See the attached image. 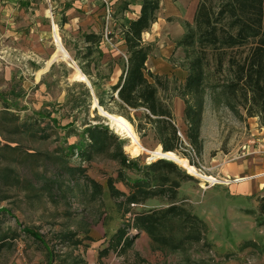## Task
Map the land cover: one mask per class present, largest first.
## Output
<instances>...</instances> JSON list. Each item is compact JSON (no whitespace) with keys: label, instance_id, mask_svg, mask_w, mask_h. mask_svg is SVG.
I'll list each match as a JSON object with an SVG mask.
<instances>
[{"label":"rangeland","instance_id":"374dc122","mask_svg":"<svg viewBox=\"0 0 264 264\" xmlns=\"http://www.w3.org/2000/svg\"><path fill=\"white\" fill-rule=\"evenodd\" d=\"M171 2L186 9L190 0ZM50 5V0H0V210H4L0 212V264H264V216L257 211V197L264 190L258 195L240 194L236 182L224 178L220 165L212 161L217 155L223 162L237 160L242 152L250 154L247 146L264 136L258 118L248 117L243 107L224 93V85L232 78L227 66L217 71L212 60L203 62L197 148L185 137V102L180 94L187 71L181 67L186 63L182 47H174L169 60L185 73L165 75L167 89L160 90V96L170 103L183 139V145L174 153L218 182L212 185L169 160L180 169L162 170L168 175L169 190L127 205L125 196L115 197L109 186L129 193V187L118 176L117 160L106 153L83 159L77 151L69 152V146L80 140L82 123L90 120L107 124L124 142L123 153L136 159L139 167L160 159H148L151 155L147 151L162 147L151 126L137 129L141 110H132L126 117L121 116L130 122L145 150L137 156L130 153L127 146L132 144L131 139L115 131L107 117L118 114L106 94L111 86L103 85L109 75L81 77L79 65L83 64L79 60L73 63L65 48L69 42L72 55L76 52L82 57V32L65 38L55 14L59 45L68 60H51L55 45ZM166 12L164 4L161 14ZM166 21L174 27L181 24L176 15L168 16ZM82 84L91 94L88 112L84 104L70 109L67 100L68 91H83ZM103 91L104 107L95 95ZM94 100L98 107L93 106ZM187 100L199 109L197 98L194 102V97L187 96ZM73 119L76 130L67 136L63 126ZM67 167L78 172L73 176ZM125 173L133 179L139 170ZM85 176L98 182L101 191L91 192ZM175 182L179 183L176 192L172 190ZM171 202L200 219L205 229L191 218H170L160 228L163 245L138 228L133 218L138 213L164 209ZM119 227L133 238L124 250L120 246L115 249L110 241ZM27 229L37 231L40 241ZM188 230L191 234L187 239ZM67 233L74 237L64 239ZM106 247H110L108 253L101 255Z\"/></svg>","mask_w":264,"mask_h":264},{"label":"trees","instance_id":"16d2710c","mask_svg":"<svg viewBox=\"0 0 264 264\" xmlns=\"http://www.w3.org/2000/svg\"><path fill=\"white\" fill-rule=\"evenodd\" d=\"M159 9L160 0H141L138 16L121 24L126 47L125 64L117 82L106 94L119 115L126 117L128 111L141 110L139 116L141 121L140 125L139 123L136 125L137 129L142 130L147 125L151 126L163 151L178 152L183 145V139L178 135L170 103L160 96V90L167 89V76L153 74L147 70L146 61L154 50V44L142 39V33L156 21ZM182 26L184 32L175 41V46L184 49L186 58V63L181 67L187 71V76L180 95L185 102L183 116L187 125L185 137L188 143L194 148L199 146L202 106L199 93L204 80L203 62L208 63L209 60L214 62L217 71L227 66L232 78L224 85V93L237 101L248 117H257L264 128V0H198L192 21H184ZM84 40L91 45L98 44L101 36L93 33L84 34ZM97 50L100 52V49ZM91 52L92 49L87 48L82 58L89 56ZM79 66L86 76H90L87 75L84 66ZM81 86L83 91L80 93L68 91L67 100L71 102L70 109L84 104L88 112L91 94L85 84ZM103 94L104 91L95 93L98 104L104 107L106 103ZM187 96L194 97V102L197 98L199 109L189 104ZM74 122L73 119L63 126L67 130V136L75 132ZM82 125L80 140L69 146V152L77 151L83 159L106 153L110 158L117 160L118 176L129 187V193L125 195L109 184L112 195L125 196V203L130 205L169 190L166 185L168 175H164L162 170L167 172L171 168L180 170L174 162L160 158L139 167L136 159H130L123 153L124 142L108 128L107 124H93L88 120ZM65 169L73 176L78 172L71 167ZM134 169L139 170V173L138 177L132 179L125 172ZM85 178L90 184L91 192L101 191L102 187L98 182L86 176ZM152 182H155V185ZM178 187L179 183L175 182L172 190L176 192ZM170 204L158 211L136 214L133 218L134 224L144 230L153 241L163 245L164 235L160 228L170 218L184 217V221L191 218L203 230L205 229L204 223L196 216L174 202ZM257 206L258 214L264 216V193L257 197ZM27 231L34 239L40 241L37 231L32 229ZM125 231L119 227L111 236L110 241L113 242L112 246L115 249L120 246V249L124 250L131 246L133 238L127 237ZM67 234L64 235V239L74 237L72 233ZM190 234L191 230H188L185 237L190 238ZM109 248L102 249L100 254H107Z\"/></svg>","mask_w":264,"mask_h":264},{"label":"crops","instance_id":"0c3cea01","mask_svg":"<svg viewBox=\"0 0 264 264\" xmlns=\"http://www.w3.org/2000/svg\"><path fill=\"white\" fill-rule=\"evenodd\" d=\"M109 1L112 5L113 17L107 24L104 7L94 0H50L52 5L48 11L51 14L49 16L52 17L51 24L54 23V14L58 16L65 38L70 34L82 32L83 52H86L87 48L92 49L89 56L82 58L77 56L76 52L72 55L71 46L68 42V48L65 49H68L70 58L73 61L79 60L78 62L83 64L87 70V75H90L91 78L95 75H109L108 80L103 79L106 81L103 82V85L112 86L121 75L126 59V47L121 33V24L127 19L131 20L138 16L141 0ZM197 3L198 0H190L189 6L185 9L181 5H174L171 0H160V9L156 21L147 31L142 33L143 41L154 44V50L146 61L148 71L157 75H176L178 71H181L179 67L170 62L169 56L176 47L175 41L184 32L182 23L192 21ZM164 4L167 12L161 14ZM171 15L180 17L181 24L176 27L168 24L166 18ZM105 28H107L106 36ZM90 33L100 35L101 41L92 45L90 42H86L84 34ZM53 43L55 46L57 43L59 44L58 31L57 42L53 41ZM97 49H100V52ZM62 51V60H68L63 54L65 51L63 48ZM51 60H55L53 54ZM79 70L81 71V69ZM34 72L36 75V71ZM181 72L182 74L185 73L184 71ZM81 73L86 76L82 71ZM262 130L261 133L264 135V128ZM262 137L257 140V143L247 146V151L250 154L242 152L238 155L237 160L222 162L223 159L220 155L212 159L213 162L220 165L219 170L224 173V178L229 177L232 178L230 182H236V186L242 195H258L264 188L262 184L264 180V136ZM259 173H263L260 177L262 181L259 180V176H256ZM236 179L243 180L238 181V183Z\"/></svg>","mask_w":264,"mask_h":264},{"label":"bare ground","instance_id":"6f19581e","mask_svg":"<svg viewBox=\"0 0 264 264\" xmlns=\"http://www.w3.org/2000/svg\"><path fill=\"white\" fill-rule=\"evenodd\" d=\"M51 35H52L53 41H55V43H56L57 42V27H56L55 23L51 24ZM53 58L54 59H62V48L58 43L55 46V50L53 52ZM81 77L85 78V76L82 74H81ZM93 106L98 107L95 100L93 102ZM100 112L104 113V111L102 109L100 110ZM107 117H108L110 126L115 131H117L119 134H121L123 136H127L131 139L132 144L130 146H127V149L130 151V153L132 155L137 156V155H139L140 152L145 150L142 147V145L139 143L138 138L134 132L132 125L130 124V122L128 120H126V118H124L123 116L118 115V114L117 115L116 114H109ZM160 149L161 148H157L155 151H147L151 155L148 159L153 160L157 157H161V158H165L168 160H172V161L178 163L179 165L187 168L189 171H191L192 173H194L195 175H197L199 178H201L204 181H208L211 183L212 182H218V180L211 175L199 173L192 165H190L188 163L187 159L179 157L173 151H162ZM262 174L263 173H259L256 176L261 177ZM241 180H243V179H236L237 182L241 181ZM262 182H263L262 184L264 185V180ZM202 187H204V186H202Z\"/></svg>","mask_w":264,"mask_h":264},{"label":"built area","instance_id":"2783aa9c","mask_svg":"<svg viewBox=\"0 0 264 264\" xmlns=\"http://www.w3.org/2000/svg\"><path fill=\"white\" fill-rule=\"evenodd\" d=\"M94 1H98L103 7H104V11H105V21L106 24L111 21L112 17H113V9H112V5L110 3L109 0H94ZM105 36L107 35V28H105ZM178 135L182 138L181 134L178 132ZM208 182V181H206ZM216 182H212L210 184H215Z\"/></svg>","mask_w":264,"mask_h":264},{"label":"water","instance_id":"95a60500","mask_svg":"<svg viewBox=\"0 0 264 264\" xmlns=\"http://www.w3.org/2000/svg\"><path fill=\"white\" fill-rule=\"evenodd\" d=\"M73 63H74V61L71 59V58H69ZM163 151V150H162ZM162 159H165V158H162Z\"/></svg>","mask_w":264,"mask_h":264}]
</instances>
